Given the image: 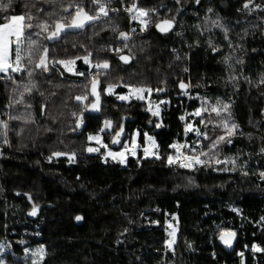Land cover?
<instances>
[{"label":"trees","instance_id":"1","mask_svg":"<svg viewBox=\"0 0 264 264\" xmlns=\"http://www.w3.org/2000/svg\"><path fill=\"white\" fill-rule=\"evenodd\" d=\"M122 1L154 10L147 27L134 20L129 25L126 11L111 6L119 7L120 0H101L108 15L82 30L47 40L49 33L39 27L28 29L36 41L31 62L26 41L24 70L0 74V240L11 247L2 264H33L23 249L35 244L44 247L39 264H264V0H251L247 9V0ZM78 4L97 14L92 0H11L0 11V24L31 15L30 23H47L51 31ZM165 19L174 26L160 33L155 25ZM118 45L123 49L116 53ZM44 48L48 71L35 67ZM84 56L109 67L91 70L78 59ZM61 60H75L74 71ZM184 68L191 92L198 94L187 104L188 87L179 86L187 85ZM93 79L101 83V111L88 115ZM109 86L111 94L105 93ZM129 87L151 89L162 100L159 115L147 111L145 100L118 99ZM86 95L85 104L76 99ZM196 104L208 111L192 115ZM224 104L226 112H211ZM184 107L201 133L188 132L185 152L207 161L192 172L166 164L176 156L170 145L182 139ZM104 120L112 126L101 132ZM224 120L238 125L236 134L231 143L213 147L225 135ZM121 126L120 147L135 131L147 132L156 139L159 158L129 156L121 165L87 151V135L99 132L113 149L111 139ZM34 205L36 214L29 215ZM171 217L177 234L166 250L165 222ZM225 231L237 235L232 253L216 241Z\"/></svg>","mask_w":264,"mask_h":264},{"label":"snow or ice","instance_id":"2","mask_svg":"<svg viewBox=\"0 0 264 264\" xmlns=\"http://www.w3.org/2000/svg\"><path fill=\"white\" fill-rule=\"evenodd\" d=\"M48 2H50V0H48ZM197 2H199V0H197ZM250 2H251V0H247V2L244 3L243 7L245 9L249 8ZM10 3H11V0H8V4H0V11H6L8 6L10 5ZM92 3L98 7V11H97L96 15H89V13L85 10V6H81L78 4L75 6L74 13H70V18L56 21L55 25H54V29L51 31H49V25L47 23L37 24V25H33L32 23H30V21H32V19H33V17L31 15H13L10 18L6 17L5 18L6 22H4L3 24H0V73H4L5 75H7V74H9V72H17L18 73V72H21L24 70L23 60L25 59V57L23 55L22 45L26 41H27L28 46H29L28 58H29V62H31V49L36 44V41L31 39V33H27L28 29H32L33 27H39L41 32L49 33L45 37L47 40H54V39H57L58 37H60L61 33H63L66 29H82L89 22H92V21L99 19L100 16H107L108 15V11L106 9L105 3H102L101 0H92ZM63 11L68 12L69 9L64 8ZM125 11H127L129 13L135 12V14L131 16V19L134 21H139L141 23V25H143L144 27H147V25L150 22L149 19H147L149 17V12L154 11V10H145V9L137 7V5L135 3H133L132 6L126 8ZM208 11H212V10L208 9ZM155 26L161 33H166L169 30H171L173 24H172L171 20L165 19L162 22L157 23ZM141 30H144V28L142 27ZM114 31H115V29H114ZM133 31H135V30H133ZM39 34L40 33H37V35H39ZM119 35L124 40L128 39V34L125 32H120ZM116 51L119 52L120 49H116ZM47 53H48V49L44 48L43 49V55L40 56L39 63H37L35 65L36 68H42L44 71H48ZM90 55L91 54H89V56ZM89 56H84L82 58L78 57V59H83L85 64H89L90 66H93L95 68L107 69L109 67L107 62H104L102 64L91 65V61L89 59ZM120 59L122 61H124L125 63L129 62V57L120 56ZM57 63L61 64L65 68V70H67V71H70V72L74 71L73 66L75 65V60H69V61L61 60V61H57ZM29 75H31V73H29ZM79 75H84V73H79ZM262 82H264V81H262ZM97 83H98V81L93 79L92 90H91L92 96L95 97V103H93L91 105L93 110L99 109V94L96 91ZM179 86L181 89H186L188 87V85H186L183 82H181ZM107 91L109 94H111L112 93V87L109 86ZM129 91H130V95H135V97L138 99H144L145 97H144L143 93H145V92L151 93L152 90L151 89H144V88H130ZM157 91H163V89H157ZM129 98H130V96H124V95L118 96V99H120V100H128ZM76 99L78 101H83V100H87L88 97L87 96H82V97L78 96V97H76ZM206 103L207 102H205V104ZM228 108H229V105H227V104H224L222 108L212 106L211 112L215 113L216 115H220L222 111L226 112L228 110ZM148 110L152 111L151 107H149ZM206 111H208V108L202 106V108L197 109L194 113H192V115L201 116L202 112H206ZM152 115L153 116L159 115V107L158 106H157L156 111H152ZM180 119L184 120L185 117L181 116ZM200 122L204 123L203 120H201ZM222 124H223V128L225 131V135L218 137V139L214 142L213 147H216V145H218L220 142L231 143L230 138L236 134V130L238 128V125L236 123L229 124L227 120H224V121H222ZM2 126L7 128L8 125L6 123H3ZM79 126L80 125H79V121H78L77 127H79ZM111 126H112V122L110 120H106L104 122V128L101 129V132H103L107 128H110ZM160 126H161L160 124L156 125V127H160ZM190 131H195L196 135H198V136L201 135L200 131L198 129H194L192 124H186L185 125V133L190 132ZM122 132H123V127L121 126L120 131L116 132L115 137L112 140L113 144L120 143L118 138L120 137ZM145 136H147L146 133H145ZM147 138L149 141L152 142L153 147H157L155 145V141H153L151 137H147ZM93 139H96L98 142H100L99 136H96V137L89 136V140H93ZM131 144L133 145L132 154L134 155L135 154L134 149L136 147H138V145L136 144L135 136L132 137ZM102 146L107 147L106 145H102ZM170 147L174 148L176 150V153H177L175 158L171 155L168 156V163L170 165L174 164V163H179L180 167L191 168L194 165H202V164L207 163V161L201 160L199 155H192V156L183 155V153L181 152V149L182 148H188L189 146L187 144H184V145L172 144V145H170ZM98 150L99 149H93V148L88 149V151H90V152L91 151H98ZM190 150H193V149L190 148ZM128 151H129V146L127 143H125L124 151H121L119 153H113V152L109 151L108 155L112 156L114 159L116 157H120L121 162H124L125 153ZM143 151H144L146 156L150 154L149 149L147 147H145L143 149ZM262 151H264V149H262ZM53 155L58 157V156L64 155V153L55 152V153H53ZM200 155L207 156L208 153L201 152ZM181 157H182V159H181ZM157 158H159V157L157 156ZM49 159H51V157ZM73 159H74V156H69L70 161ZM216 162L220 163V161H216ZM233 163H235V161H233ZM260 175H261V177H264V172H261ZM36 210H37L36 206L34 205L33 210H32V212L29 213V215H35ZM81 219H82V217H80V216L76 217L77 221H79ZM169 227H171V225H169ZM226 237H228V238H226ZM233 237H235L234 232H229V233L222 232L220 235L221 241L225 245H228V246H231ZM168 247L169 248L172 247L171 242L168 243ZM253 249L255 251H261V249H259L256 245H253ZM43 251H44L43 248L37 250V252L41 254V258H42ZM35 254L36 253H34L33 255H35ZM33 264H37V261L33 260Z\"/></svg>","mask_w":264,"mask_h":264},{"label":"rangeland","instance_id":"3","mask_svg":"<svg viewBox=\"0 0 264 264\" xmlns=\"http://www.w3.org/2000/svg\"><path fill=\"white\" fill-rule=\"evenodd\" d=\"M130 3H131V5L133 4L132 2H130ZM106 9H107V8H106ZM131 15H132V14H131ZM116 49H120V51H121V50L123 49V46L118 45V46L115 47V52H116V53H119L120 51L117 52ZM91 65H93V64L91 63ZM73 68H74V66H73ZM89 68L92 70V69L95 68V67L89 65ZM182 71H183V69H182ZM69 72H70V71H69ZM90 78H91V75H90ZM108 88H109V87H107V88L105 89V93H108V91H107ZM130 88H137V87H129V88H127V90H126L125 93H123V94H118V96H121V95H124V96H130V98H129L128 100H124V101H130L131 99H138V98L135 97V95H130V91H129ZM143 95H144L145 98L142 99V100H145L146 103H147V111H149V110H148L149 107H151L152 111H156L157 106L159 107V110H160V105H161V103H162V100H155V99L153 98V96L151 95V93H148V92L143 93ZM86 96H87V95H86ZM99 98H100V91H99ZM81 102H82L83 104H85L86 100H83V101H81ZM91 102H92V101H91ZM91 102H90V103H91ZM90 103H89V104H90ZM89 104H88V105H89ZM186 104H187V102H186ZM88 105H87V106H88ZM87 106H86V107H87ZM184 108H185V107H184ZM199 108H200V106L196 104V106L193 108V111H192V112L194 113V112H195L197 109H199ZM152 111H149V112L152 113ZM189 113H190V111L187 110V109L185 108V110L183 111V116L185 117V119L182 120V123H183V127H182V139H181V140H176V141H174L173 144H178V145H184V144H186V143H185V138L187 137L188 132L185 133V125H186V124H192V121H188V120H187V115H189ZM105 121H106V120L103 121V126H102V128H104V122H105ZM192 125H193V124H192ZM193 128H194V126H193ZM109 129H110V128H107V129H105V130H109ZM145 133L147 134V136H145ZM89 136H93V137L99 136V137H100V142H98L96 139L89 140ZM133 136H135V138H136V144L138 145V147H136V148L134 149V151H135V154H134V155L132 154L133 145L131 144V139H132ZM147 137H151L152 140L155 141V145L157 146L156 139H155V137H154L153 135H150V134L147 133V132H143L142 134L139 135L138 131H135V132L132 134L130 140H128V141H124V143L122 144V146H121L119 149L114 150V149H110V148L108 147L109 145H107V144L103 141V137H102V135H101L100 132H99V133H96V134H88V135H87V140L89 141L90 145L88 146L87 151H88L89 148L99 149L98 151H91V152L89 151V152H90V153L100 152L101 155H102L103 157H108V158H110V159L116 160V161H118L121 165H125V163H126V159H127V157H129V156L140 155L141 157H144V158H146V157H148V158H155V157L158 156V146H157V147H153L152 142L149 141ZM125 143L128 144V146H129V151L125 153L124 162H121V158H120V157H116V158L114 159L112 156H109V155H108V152H109V151H111V152H113V153H119V152H121V151H124V145H125ZM102 145H106L107 147H104V146H102ZM145 147H147V148L149 149V153H150V154L147 155V156L145 155V153H144V151H143V149H144ZM173 151L175 152V155H177L176 150H175L174 148H173ZM185 154H186V152H185ZM186 156H189V155L186 154ZM175 157H176V156H175ZM175 157H174V158H175ZM166 164H169L168 161H167ZM193 167H195V165H194ZM169 225H171V227H169ZM165 226H166L165 228H166V235H167V238H166V240H165V249H166V250H172V247H171V248L168 247V243L171 242V243H172V246H173V244H174L175 237H176V234H177V222H176V219L173 218V217L168 218V219L166 220V222H165ZM170 234H171V235H170ZM21 242H25V240H21ZM41 248H43V250H44V247H43V245H41V244L27 245V246H25L24 249H23V257H24L25 259H31L32 261L35 260V261H37V264H39V263L41 262L42 258H43V254H42V258H41V254L38 253L37 250H38V249H41ZM10 250H11L10 244H8L7 242H5L4 240H0V264H2V262H3V258H4L5 253H7V252L10 251ZM26 250H27V251H26ZM34 253H36V254L33 255ZM43 253H44V251H43Z\"/></svg>","mask_w":264,"mask_h":264},{"label":"water","instance_id":"4","mask_svg":"<svg viewBox=\"0 0 264 264\" xmlns=\"http://www.w3.org/2000/svg\"><path fill=\"white\" fill-rule=\"evenodd\" d=\"M90 15V14H89ZM163 20H161V21H159L158 23H160V22H162ZM93 22V21H92ZM92 22H89L88 24H86L85 25V27L87 26V25H90ZM172 24H173V26H174V23H173V21H172ZM173 26H172V28H173ZM84 27V28H85ZM84 28H82V29H84ZM171 28V29H172ZM82 29H66L64 32H70V31H79V30H82ZM158 30V29H157ZM159 31V30H158ZM170 31V30H169ZM160 32V31H159ZM161 33V32H160ZM121 56H126L125 54H123V55H121ZM127 57V56H126ZM96 81H98V83H97V89H96V91L98 92V94H99V88H100V85H101V83H100V80L99 79H95ZM92 83H93V80L89 83V95L93 98V100H92V102L86 107V109H85V112L88 114V115H96V114H99L100 113V111H101V100H100V98H99V109L98 110H93L92 109V107H91V105L93 104V103H95V97L94 96H92V94H91V90H92ZM115 137V135L112 137V139H111V142H110V146H111V148H113V149H118L119 147H120V145H121V143H122V134L120 135V137L118 138L119 139V141H120V143H117V144H113L112 143V140H113V138ZM77 216H80V215H77ZM76 216V217H77ZM76 217H75V222H76V224H80V222H81V220H79V221H77L76 220ZM81 217V216H80ZM229 232H233V231H225V233H229ZM222 233V232H221ZM221 233L220 234H218V236H217V238H216V241H217V243H218V245H220L221 247H222V249L226 252V253H232V251L234 250V248H235V245H236V241H237V235H236V233H235V237H233L232 238V244H231V246H228V245H225L222 241H221V239H220V235H221ZM226 238H228V237H226Z\"/></svg>","mask_w":264,"mask_h":264},{"label":"built area","instance_id":"5","mask_svg":"<svg viewBox=\"0 0 264 264\" xmlns=\"http://www.w3.org/2000/svg\"><path fill=\"white\" fill-rule=\"evenodd\" d=\"M111 6L115 7V8H121V9H123L125 11L126 8L131 7L132 5H131L130 2H124V1L120 0L119 7H117L116 4H111ZM126 13L128 14V24L130 25L133 22V20L131 19V16H132L131 14L132 13H129L127 11H126ZM139 24H141V23L139 22ZM183 72L186 74V82H187V85H188V88H187V90L185 92L186 100H187V103H188V101L191 100V99L192 100L197 99L198 98V94L197 93H192L191 90H190L191 89L190 88L191 78H190V75H189L188 68H184ZM185 151H186V148H182L181 149V152L183 153V155L186 156ZM181 159H182V157H181ZM167 165L170 166L173 169H176V170L180 169V170H184V171H188V172H192L194 170V167H191V168L180 167L179 163H174V164H171V165L167 164ZM212 254H213V258L216 259V257H215L216 256V252H213Z\"/></svg>","mask_w":264,"mask_h":264},{"label":"crops","instance_id":"6","mask_svg":"<svg viewBox=\"0 0 264 264\" xmlns=\"http://www.w3.org/2000/svg\"><path fill=\"white\" fill-rule=\"evenodd\" d=\"M0 74H4V73H0Z\"/></svg>","mask_w":264,"mask_h":264}]
</instances>
